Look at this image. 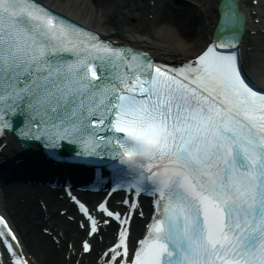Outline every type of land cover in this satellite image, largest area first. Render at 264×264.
<instances>
[{"label":"snow or ice","instance_id":"1","mask_svg":"<svg viewBox=\"0 0 264 264\" xmlns=\"http://www.w3.org/2000/svg\"><path fill=\"white\" fill-rule=\"evenodd\" d=\"M238 20L230 10L212 42L171 65L41 0H0V134L70 142L107 158L114 189L153 196L137 239L136 201L122 212L72 196L86 237L118 222L100 264H264V88L243 74ZM92 250L82 239L81 255ZM0 264H30L4 215Z\"/></svg>","mask_w":264,"mask_h":264},{"label":"bare ground","instance_id":"2","mask_svg":"<svg viewBox=\"0 0 264 264\" xmlns=\"http://www.w3.org/2000/svg\"><path fill=\"white\" fill-rule=\"evenodd\" d=\"M186 1L41 0L49 8L97 32L100 37L114 44L142 50L158 61L190 58L213 35V28L219 22L217 7L222 0ZM234 2L235 9L243 18V32L238 43L242 67L252 82L264 88V0ZM145 16L147 27L135 28V23ZM6 141L0 151V211L8 217L11 225H17L15 230L24 251L31 254L36 264H71L74 260L79 264H100V254L115 238L118 223L100 224L99 234L86 237L83 231L58 213L62 208L67 214L74 212L72 203L56 199L53 192L58 189L50 190L36 182L20 180L21 175L30 178L40 176L37 170L42 168L49 169V174L54 175L59 168L45 165L34 146L24 152L12 138ZM5 163L11 165L6 166ZM65 176L64 179L69 181L74 179L71 171L69 176ZM87 196L90 204L92 197H98L97 194ZM147 205L142 202L133 211L129 225L134 239L148 215ZM46 228L47 232L44 231ZM84 238L93 244L92 252L72 254L68 242L73 247L76 244L78 251L79 240Z\"/></svg>","mask_w":264,"mask_h":264},{"label":"rangeland","instance_id":"3","mask_svg":"<svg viewBox=\"0 0 264 264\" xmlns=\"http://www.w3.org/2000/svg\"><path fill=\"white\" fill-rule=\"evenodd\" d=\"M146 21H147V17L145 16L144 18H140V20H138L135 24V28H140V27H142V28H144V27H147V23H146ZM6 209V208H5ZM4 209V210H5ZM22 227V226H21ZM20 231H22V230H20Z\"/></svg>","mask_w":264,"mask_h":264}]
</instances>
